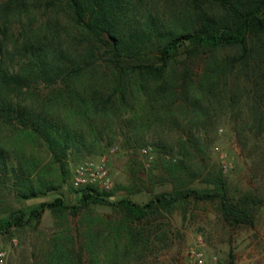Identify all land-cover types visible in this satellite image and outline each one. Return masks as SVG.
<instances>
[{"label":"trees","instance_id":"trees-1","mask_svg":"<svg viewBox=\"0 0 264 264\" xmlns=\"http://www.w3.org/2000/svg\"><path fill=\"white\" fill-rule=\"evenodd\" d=\"M0 101V178L22 199L60 185L36 171L37 159L12 151L5 131L17 142L39 139L63 169L61 183L64 158L107 127L97 120H117L139 137L170 119L186 155L222 116L245 113L249 130L260 133L264 0H0ZM187 167L182 159L171 162L169 176L178 182L144 203L113 202L112 193L86 185L75 203L56 196L8 209L0 237L37 227L46 209L77 215L110 204L120 218L102 220L98 232L89 223L77 246L74 236L54 238L40 264H130L148 251L159 227L153 222L189 200L217 201L228 224L252 221L247 198H230L221 178L192 185Z\"/></svg>","mask_w":264,"mask_h":264},{"label":"rangeland","instance_id":"rangeland-1","mask_svg":"<svg viewBox=\"0 0 264 264\" xmlns=\"http://www.w3.org/2000/svg\"><path fill=\"white\" fill-rule=\"evenodd\" d=\"M41 91L46 90L41 87ZM97 121L98 128L109 127L98 134L93 144L75 149L64 158L65 183L60 182L63 169L39 139L25 137L17 142L12 133L3 132L8 135L7 145L12 151L37 159L36 171L60 186L44 195L22 199L8 187L9 182L2 184L0 178V215L56 196L75 203L80 193L76 190L86 186L74 184L75 169L86 161L104 163L111 187L90 185L112 193L111 201L125 197L144 203L178 182L169 176L167 168L182 159L188 166L186 172L189 170L183 175L192 185L213 186L214 179L221 178L230 198H247L252 221L231 225L217 210V201L189 200L153 222L159 227L153 231L148 251L141 257L133 255L130 264H264V129L260 133L249 130L251 120L245 113L236 120L230 115L222 116L194 147H189L186 155L178 129L170 119L154 122L139 137L117 120ZM243 126L246 130L238 132ZM120 216L110 204L90 206L77 215L57 216L46 209L37 227L12 228L0 237V264H40L54 238L74 236L73 244L77 246L78 232H85L89 223L93 222V231L98 232L106 221Z\"/></svg>","mask_w":264,"mask_h":264},{"label":"built area","instance_id":"built-area-1","mask_svg":"<svg viewBox=\"0 0 264 264\" xmlns=\"http://www.w3.org/2000/svg\"><path fill=\"white\" fill-rule=\"evenodd\" d=\"M92 183L98 186L109 189L111 187V180L107 173V169L103 162L94 164L93 162L86 161L75 169L74 184L90 185ZM198 262H202L201 254H199Z\"/></svg>","mask_w":264,"mask_h":264},{"label":"snow or ice","instance_id":"snow-or-ice-1","mask_svg":"<svg viewBox=\"0 0 264 264\" xmlns=\"http://www.w3.org/2000/svg\"><path fill=\"white\" fill-rule=\"evenodd\" d=\"M4 110V105H3V101H0V111Z\"/></svg>","mask_w":264,"mask_h":264}]
</instances>
